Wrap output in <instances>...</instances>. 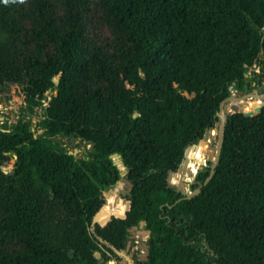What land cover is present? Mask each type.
Wrapping results in <instances>:
<instances>
[{
    "label": "trees",
    "instance_id": "1",
    "mask_svg": "<svg viewBox=\"0 0 264 264\" xmlns=\"http://www.w3.org/2000/svg\"><path fill=\"white\" fill-rule=\"evenodd\" d=\"M0 27L15 54L0 51V89L10 75L25 104L0 128V264L121 261L141 221L148 258L135 264H264V107L227 117L217 164L195 175L198 194L167 183L187 147L217 135L232 89L264 93V0H11ZM249 97L240 110L261 102ZM35 109L49 120L37 137ZM57 135L90 147L76 158ZM207 145L189 154L192 174ZM114 155L133 185L128 212Z\"/></svg>",
    "mask_w": 264,
    "mask_h": 264
},
{
    "label": "rangeland",
    "instance_id": "2",
    "mask_svg": "<svg viewBox=\"0 0 264 264\" xmlns=\"http://www.w3.org/2000/svg\"><path fill=\"white\" fill-rule=\"evenodd\" d=\"M10 4H11V0H0V8H3V7L8 6ZM12 42H13V40H12V35H11L10 31L8 29L0 27V51L11 62H13L15 59V54L13 51V43ZM253 73H259L258 67L253 66V67H250L247 69L246 74L243 78L244 84H247L248 82L251 81V77H252ZM10 79H11L10 75L5 76L4 77V86L2 89H0V127L1 128H4V127L10 128L12 125L17 123L22 118V115H23L21 109L25 107L23 94L21 93V91L17 85H14L10 82ZM235 91H238V90L232 89L230 92L231 94L228 98L244 97V102H246V103L254 101V100H250L249 94H256L257 96H261L264 94V93H262L261 87H259L257 85V83H252V89L251 90H244L245 95H243V96H240V97L236 96V95L233 96V93ZM226 107H227V104L223 105L222 109H225ZM42 112L43 111H41L39 109H35L34 114L29 116L32 120L31 131L34 133L35 136L38 135V133L36 132V127L39 123V120L41 118H45L49 122L47 117H45V116L41 117L40 116L42 114ZM252 113L255 114V109H254V111H252ZM216 115L218 116V119L221 120L220 106H219V109H218V112ZM223 115L228 117L231 114H227V112L223 111ZM1 123H3V124H1ZM213 130H215V132H219L218 127H215V129H213ZM54 141L55 142L59 141L61 143V145L67 151H69L73 156H75L76 158L82 157L84 155L85 149L89 148V146H85L84 143H81L79 139H75L73 137L62 139L59 137V135H57V139H55ZM206 144L217 147L218 146L217 135L214 136L212 139H210L208 142H206ZM206 150H203L201 152L204 156H206V153H207ZM113 159L115 161V164L121 169L122 164H121L120 158L113 157ZM213 166H214V160L208 162L207 166L204 169H202V171L206 172V170H209V172H211V170L213 169ZM10 169H11V164L5 170L9 171ZM189 179H190V181H184V184L182 187V189L184 191L183 194L187 198L188 197L190 198L194 195L193 194L192 196H190V192H195L197 190V189L194 191L191 190V186L194 185L195 182H194V178L190 177ZM173 184L177 185V182H173ZM120 185H122L124 187V191L119 194V197L124 199V200H127L125 197L128 195L129 190L125 187V185H123L121 183H120ZM115 188L109 190L108 192H106L104 194V196L106 198V203H107V194L114 191ZM112 206L110 207V205L108 203V209H111ZM111 217H115V216H110L107 219H110ZM95 221L97 222L98 220L95 219ZM147 239L148 238L145 237L144 235H139L135 232L130 233V237H129L130 249L128 252L125 251L120 255L122 260L117 261L116 259L111 258L109 255H106L105 258L107 260H109L106 263L110 264L112 262L113 264H124L123 261H125V264H135L134 260H133L135 257H138V259L144 258L145 255L148 253V249H145L143 247L144 243L147 244ZM130 254H131V256H130ZM132 255H133V258L130 259L132 257Z\"/></svg>",
    "mask_w": 264,
    "mask_h": 264
},
{
    "label": "water",
    "instance_id": "3",
    "mask_svg": "<svg viewBox=\"0 0 264 264\" xmlns=\"http://www.w3.org/2000/svg\"><path fill=\"white\" fill-rule=\"evenodd\" d=\"M263 53V52H262ZM146 88H147V82H146ZM234 94L237 96H239V95H242L243 94V92L242 91H235L234 92ZM146 95V94H145ZM264 95V94H263ZM248 96V95H247ZM145 98V97H144ZM227 99H231V98H227ZM144 103V99H143V102H142V104ZM142 106V105H141ZM223 105L222 104H220V115H221V113L223 114V111L221 110V107H222ZM264 107V105H262V106H260V107H256L255 108V114L256 113H258L262 108ZM231 111L232 112H227V114H233V113H239V112H242V111H240L239 110V108H238V106L236 105V104H232L231 105ZM242 113H244V115L245 116H251V115H253V113L252 112H242ZM224 116V115H223ZM142 117V110L140 111V116H139V118H141ZM139 118H137V119H139ZM136 119V120H137ZM135 120V121H136ZM228 122H229V120H228V118L226 117V116H224V120H219L217 123H215V127H218V129H219V132H220V136H221V138H220V140H219V142H218V146L216 147V146H212V145H207L208 146V152H209V155H208V161L210 162V161H212V160H214V166H213V169H214V167H215V165L217 164V160H218V155H219V152H220V148H221V144H222V136H223V133H224V127H225V125L226 124H228ZM212 130H207V131H205V133H204V136H203V139L196 145V144H193V145H191V146H189V147H187L186 148V150H185V153H184V159H183V162L181 163V165L179 166V168H178V171H177V173H169L168 174V176H167V183L168 184H173V182H172V178H173V176H175L176 174L177 175H180V176H183L184 174H185V172H188V174L189 175H192V173H191V171L188 169V158H189V154L193 151H195L200 145H202V144H204V143H206V142H208L209 141V138L210 137H212ZM37 137V136H36ZM92 151H94V149L92 148L91 149ZM193 155V154H192ZM215 155V156H214ZM113 157H118L119 158V156L118 155H114ZM202 163V162H201ZM202 169V167H200L199 168V170H201ZM125 173H126V169L124 168V167H122L121 169H120V175L122 176V179H121V184H123V185H125V187L130 191L132 188H133V185L125 178V177H123L124 175H125ZM210 179V177L205 181V184L207 183V181ZM119 183V184H120ZM118 184V185H119ZM183 184H184V179L182 178L181 180H179L178 182H177V190L179 191V192H181L182 194L184 193V191H183V189H182V187H183ZM200 190H201V187L200 188H198L196 191H195V193H194V195H196V194H198L199 192H200ZM189 198V197H188ZM130 210V201L129 200H126V212H128ZM124 218H125V216H124ZM123 218V219H124ZM108 221H110V219H105V220H99V221H97V223L98 224H100V225H105ZM128 232L129 233H132V232H135V233H137V234H139V235H144L145 237H149V235H150V231L149 230H146V229H144V222L143 221H141L140 223H139V226L138 227H136V226H133V227H131V228H129L128 229ZM143 247L145 248V249H148V245L147 244H143ZM129 249H130V241L127 243V247H126V252H128L129 251ZM130 256H131V254H130ZM95 257L97 258V259H100L101 258V256H100V254L99 253H95ZM147 258H148V253L145 255V257L144 258H139L138 259V261L139 262H144V261H147ZM123 263L125 264V261H123Z\"/></svg>",
    "mask_w": 264,
    "mask_h": 264
},
{
    "label": "built area",
    "instance_id": "4",
    "mask_svg": "<svg viewBox=\"0 0 264 264\" xmlns=\"http://www.w3.org/2000/svg\"><path fill=\"white\" fill-rule=\"evenodd\" d=\"M233 96H235V94L233 93ZM222 105H226L227 104V106H231L232 104H237L236 102H234V101H231L230 99H226V100H224L222 103H221ZM221 110H222V107H221ZM232 112V111H231ZM1 124H3V123H1ZM1 128V127H0ZM90 147V146H89ZM207 153H206V156H204L203 154H202V163H200V162H196L195 164H194V166L196 167V171L192 174V175H189V174H187L186 176L188 177V181H190V177H192V178H195V175L197 174V171L199 170V168L200 167H202V166H205L206 165V163L208 162V155H209V152H208V148H207ZM192 153H193V155H194V153H195V151L193 152L192 151ZM196 158H197V156H195V158L193 159V158H188V162H191V161H194V160H196Z\"/></svg>",
    "mask_w": 264,
    "mask_h": 264
},
{
    "label": "bare ground",
    "instance_id": "5",
    "mask_svg": "<svg viewBox=\"0 0 264 264\" xmlns=\"http://www.w3.org/2000/svg\"><path fill=\"white\" fill-rule=\"evenodd\" d=\"M250 95V94H249ZM261 102L257 105V106H259V105H261L263 102H264V95H261ZM231 101H234V102H238V101H244V97H241V98H234V97H232L231 99H230ZM257 106H255V107H257ZM229 107L230 106H227L225 109H222V111H225V112H227V110L229 109ZM255 107L253 108V109H251V111H242V110H240V111H242V112H252V111H254V109H255ZM221 117H223V114L221 113ZM217 137H218V140L221 138V136H220V132H217ZM200 146H202V145H200ZM179 180H181V176H179L178 177V181ZM120 185V184H119ZM195 193V192H194ZM193 193V194H194ZM113 206H114V204H113ZM112 206V207H113ZM101 259V258H100ZM107 264V263H106ZM109 264V263H108Z\"/></svg>",
    "mask_w": 264,
    "mask_h": 264
},
{
    "label": "flooded vegetation",
    "instance_id": "6",
    "mask_svg": "<svg viewBox=\"0 0 264 264\" xmlns=\"http://www.w3.org/2000/svg\"><path fill=\"white\" fill-rule=\"evenodd\" d=\"M242 92H243V94H242V95H239V97L245 95L244 91H242ZM237 96H238V95H237ZM208 162H209V161H208ZM208 162H207V163H208ZM207 163H206L205 166H202V169H204V168L207 166ZM202 169H201V170H202ZM198 171H200V170H198ZM198 171H197V172H198ZM132 258H133V255H132V257H131L130 259H132Z\"/></svg>",
    "mask_w": 264,
    "mask_h": 264
}]
</instances>
